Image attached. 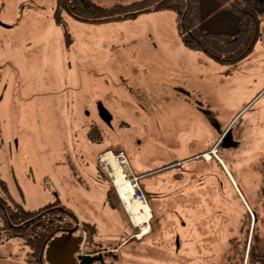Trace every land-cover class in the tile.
I'll return each mask as SVG.
<instances>
[{"label":"rangeland","instance_id":"rangeland-1","mask_svg":"<svg viewBox=\"0 0 264 264\" xmlns=\"http://www.w3.org/2000/svg\"><path fill=\"white\" fill-rule=\"evenodd\" d=\"M213 2L201 0L200 25L223 30L229 17ZM55 9V0H0V201L35 211L58 200L77 236L86 240L81 223L95 229L79 255L132 228L123 256L110 252L105 264H247L254 236L264 248V221L253 214L264 159V8L252 51L228 66L186 48L172 11L106 23L62 12L57 24ZM121 151L150 214L137 227L112 185L108 160ZM209 151L215 158L204 160ZM28 252L0 230V264H28Z\"/></svg>","mask_w":264,"mask_h":264},{"label":"trees","instance_id":"trees-1","mask_svg":"<svg viewBox=\"0 0 264 264\" xmlns=\"http://www.w3.org/2000/svg\"><path fill=\"white\" fill-rule=\"evenodd\" d=\"M54 12L57 24H62V12L73 18L87 23H106L114 21L132 20L138 15L147 12L172 11L175 15V24L183 45L197 52H202L213 61L221 65H233L250 54L259 36L258 14L264 8V2L259 0H213L215 7L228 15L225 23L228 27L219 31H210L203 28L201 0H139L129 4H115L102 7L92 0H55ZM88 137L90 135L88 134ZM99 143L98 139H89ZM258 171L260 185L257 197L260 201V215L253 212L255 220L264 221V159ZM108 199L112 201L113 188L108 185ZM148 197V194H146ZM149 198V197H148ZM117 207V206H116ZM58 208L63 209L59 211ZM0 230L11 237L20 238L29 248L26 256L28 264H46L41 257L43 246L54 236L66 232L79 224L69 214L68 210L60 206L59 201L41 207L35 211L23 209L13 210L12 207L0 201ZM87 232V246H91L95 237L93 225L81 223ZM257 238L249 246L247 264H264V248L257 246ZM100 249L97 248L96 251ZM95 252V251H91ZM88 252V253H91Z\"/></svg>","mask_w":264,"mask_h":264},{"label":"water","instance_id":"water-1","mask_svg":"<svg viewBox=\"0 0 264 264\" xmlns=\"http://www.w3.org/2000/svg\"><path fill=\"white\" fill-rule=\"evenodd\" d=\"M259 2H264V0H259ZM1 26L6 27L3 24ZM58 210L63 211L61 208ZM76 232L77 224L72 229L52 237L41 251L44 262L46 264H92L95 260H99L100 256L98 258L89 255L79 256L83 237L75 235Z\"/></svg>","mask_w":264,"mask_h":264},{"label":"bare ground","instance_id":"bare-ground-1","mask_svg":"<svg viewBox=\"0 0 264 264\" xmlns=\"http://www.w3.org/2000/svg\"><path fill=\"white\" fill-rule=\"evenodd\" d=\"M111 158L112 157H110L108 160V165L112 171V185L115 188L117 196L122 202L133 226H141L142 224H145L150 218L148 206L143 201L135 199V186L126 179V175H124V172L120 166L122 163L120 160H117L114 157L112 159ZM206 158L208 159L209 156L207 155ZM145 234L146 231L141 229L140 236Z\"/></svg>","mask_w":264,"mask_h":264},{"label":"crops","instance_id":"crops-1","mask_svg":"<svg viewBox=\"0 0 264 264\" xmlns=\"http://www.w3.org/2000/svg\"><path fill=\"white\" fill-rule=\"evenodd\" d=\"M100 142H102V141H100ZM101 144V143H100ZM124 152V151H123ZM156 171V170H155ZM152 172H154V171H152ZM160 172V171H159ZM148 173H150V172H148ZM148 173H143V174H148ZM154 174V173H153ZM138 175H141V174H138ZM149 175H152V174H149ZM140 184H141V187H143V189H144V191L146 192V194H148V192H149V189H147V186L144 184V183H141L140 182ZM149 196V195H148ZM114 202V201H113ZM120 203H122L121 201H120ZM114 204H115V206H117V204H116V202H114ZM151 205V204H150ZM152 206V205H151ZM124 207V206H123ZM117 210L119 211V209H118V207H117ZM124 210H125V208H124ZM126 212V211H125ZM131 222V221H130ZM131 225H133L132 223H130ZM127 228V227H126ZM132 233V228L131 229H129V228H127V234H128V236L130 235ZM128 236L126 237H120V238H118L114 243H111L110 245H106V244H103V245H101V244H99V243H96L97 244V247L99 246V247H101V248H103V249H112V250H114V251H116V250H120L121 252H120V254H121V256H123V250H122V248H123V246H125V245H127V238H128ZM148 237V236H147ZM126 240V241H125ZM148 240V239H147ZM120 241V242H119ZM143 241H144V239H143ZM177 241V240H176ZM117 242V244H116V249H115V247H111V246H113L115 243ZM118 242L120 243V245H118ZM121 243H122V245H121ZM178 243V242H177ZM132 245H133V243H132ZM96 247V248H97ZM132 250H134V249H132ZM129 254H131V255H129ZM126 256H127V258L128 257H132V259H134L133 258V256L134 255H132V252L131 251H129V252H127L126 253Z\"/></svg>","mask_w":264,"mask_h":264},{"label":"flooded vegetation","instance_id":"flooded-vegetation-1","mask_svg":"<svg viewBox=\"0 0 264 264\" xmlns=\"http://www.w3.org/2000/svg\"><path fill=\"white\" fill-rule=\"evenodd\" d=\"M105 119V118H104ZM107 120L109 121V118L108 119H105V121L107 122ZM58 200H56V202H57ZM133 231V230H132ZM135 236H133V234L131 233V238L133 239ZM135 239V238H134ZM133 241H135V240H133ZM133 241H131L132 243H133V245H135L136 243H134ZM85 242H86V240H85ZM96 249L97 248H94V251H95V253H92V254H89L90 256H93V257H95V258H98L99 256H100V258H99V260H95L92 264H105V257L107 256V255H111V254H109L110 252H114V250H112V249H110V251L109 250H107V249H105V251L103 250V248L102 249H100L99 251H96ZM106 251H109V252H106ZM83 255H88V253H86V254H83ZM115 254H112V258H115Z\"/></svg>","mask_w":264,"mask_h":264},{"label":"built area","instance_id":"built-area-1","mask_svg":"<svg viewBox=\"0 0 264 264\" xmlns=\"http://www.w3.org/2000/svg\"><path fill=\"white\" fill-rule=\"evenodd\" d=\"M211 153L214 154V151L211 152ZM203 157L206 158L207 156H203ZM115 158L117 160H119V159L124 160V154L122 152H120L119 154L116 155ZM135 196H136L137 199L144 201L143 194H142V192L140 190H138L137 194L135 193Z\"/></svg>","mask_w":264,"mask_h":264}]
</instances>
